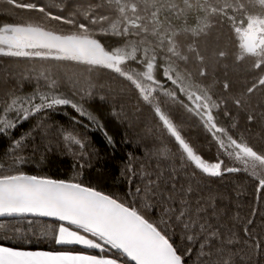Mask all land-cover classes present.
Masks as SVG:
<instances>
[{"label": "snow or ice", "instance_id": "6c2138e0", "mask_svg": "<svg viewBox=\"0 0 264 264\" xmlns=\"http://www.w3.org/2000/svg\"><path fill=\"white\" fill-rule=\"evenodd\" d=\"M0 5L12 16L0 21V58L39 65L0 77V264H264V137L251 139L264 122V0ZM121 95L133 110L110 115L151 144L125 158L119 195L84 174L101 155L93 129L118 144L92 104ZM57 137L74 148L75 175L26 171ZM231 174L252 182L246 212L238 187H215ZM42 240L58 248L28 247Z\"/></svg>", "mask_w": 264, "mask_h": 264}, {"label": "trees", "instance_id": "16d2710c", "mask_svg": "<svg viewBox=\"0 0 264 264\" xmlns=\"http://www.w3.org/2000/svg\"><path fill=\"white\" fill-rule=\"evenodd\" d=\"M44 3H49L50 0H42ZM9 6L0 5V21L11 20V14L5 15V10ZM19 19V17H17ZM220 46L225 47L230 45V40L227 35H224L220 40ZM212 49H209L208 55L211 56ZM31 67H39V65H32L27 62H13L9 58H0V68H13L17 72L28 71ZM19 69V70H18ZM69 70L71 72H83L82 67H58L53 68V71L62 73ZM4 70V69H3ZM6 72L8 71L5 69ZM16 74V73H13ZM102 81H108L110 77L104 75L100 77ZM118 82H113V87L117 86ZM3 94V88H0V95ZM128 99V104L123 103L122 100ZM120 106L124 112L130 113L133 110V100L130 96H117L115 98H109L108 102H99L95 101L92 104L93 109L102 117L105 122L106 127L109 130V133L114 136L118 141L115 151L111 147H105L103 136L95 131L94 129L90 133L93 136L94 144L96 148L100 150L101 155L99 158L93 161V167L88 169L85 174L86 182L91 183L94 186L101 188L106 192H113L119 195H122L125 190V184L119 179V171L122 169L126 163V157L129 153H134L137 157L141 155H146L149 151L148 146L151 144V140L145 136L143 129L125 127L122 123L115 121L109 113V109L113 106ZM235 111V110H234ZM237 119L240 120L241 124H245L244 114L237 112ZM65 124H68V118L65 117ZM83 131V129H80ZM186 131L193 133V139H197V129L194 127H186ZM252 135L251 139L253 143L259 144L264 137V122H257L254 127L251 129ZM53 151L47 153L46 158L41 163H34L28 166L25 170L32 174H41L52 176L53 178L59 179H71L76 172L74 167V158L71 155V151H74V148L70 150L67 154L64 152V148L59 142L57 137L53 141ZM211 156V153H207ZM241 177V178H238ZM236 186L240 189L243 195L240 196V200L244 202L245 208L243 212H246L250 206L255 204V193L253 190L252 182L243 177V174H231L230 177L226 178L224 181L217 184L215 187L218 189H227L228 186ZM44 225H36V230L39 231L43 228ZM3 230H0L2 233ZM4 244H8L9 241H3ZM28 247L34 249H51L56 250L58 246L54 245L51 240H42L38 243H33L28 245Z\"/></svg>", "mask_w": 264, "mask_h": 264}, {"label": "rangeland", "instance_id": "374dc122", "mask_svg": "<svg viewBox=\"0 0 264 264\" xmlns=\"http://www.w3.org/2000/svg\"><path fill=\"white\" fill-rule=\"evenodd\" d=\"M4 69V70H3ZM5 69H7L8 71H11L12 73H19V72H17L16 71V69L14 70L13 68H0V77H2L5 73H6V70ZM19 70V69H18ZM7 71V72H8ZM20 71H23V70H20ZM65 72H69V70H67L66 69V71H64V72H62V73H65ZM116 86H114L113 88H115ZM117 97V96H116ZM112 97H110V99H111ZM115 98V97H114ZM122 102L123 103H126V104H128V102H129V100L128 99H124V100H122ZM130 106V108H131V106L133 107V105H129ZM135 126L136 127H133L134 129L135 128H137V129H142L138 124H135Z\"/></svg>", "mask_w": 264, "mask_h": 264}]
</instances>
